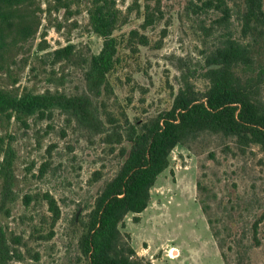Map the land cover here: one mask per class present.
Masks as SVG:
<instances>
[{"label": "rangeland", "instance_id": "obj_1", "mask_svg": "<svg viewBox=\"0 0 264 264\" xmlns=\"http://www.w3.org/2000/svg\"><path fill=\"white\" fill-rule=\"evenodd\" d=\"M115 1L127 22L114 34L118 55L109 74L112 94L98 101L102 129H89L59 109L47 119L34 116L24 124L13 118L0 124V169L4 152L14 154L13 194L1 219L8 254L0 256V264H87L80 244L82 222L124 162L122 147H130L117 144L113 129L171 110L186 80L204 93L208 55L225 39L245 41L240 10L232 3L229 22L220 26V12L198 10L207 0H160L157 22L144 29L146 0ZM69 2V9L59 10L55 0L36 1L32 13L41 23L39 32L23 45L17 65L14 49L9 62L21 90L86 92L80 57L99 54L103 40L89 25L87 4ZM141 37L148 44H141ZM68 45L74 46L76 60L55 63L54 51ZM5 71L0 70L2 86L10 81ZM48 197L58 206L56 221ZM201 200L210 205L222 235L231 233L236 250H226L225 261ZM120 230L138 264H264V152L212 134L178 145L151 190L148 208L129 214Z\"/></svg>", "mask_w": 264, "mask_h": 264}, {"label": "trees", "instance_id": "obj_2", "mask_svg": "<svg viewBox=\"0 0 264 264\" xmlns=\"http://www.w3.org/2000/svg\"><path fill=\"white\" fill-rule=\"evenodd\" d=\"M37 0H0V70L9 83L0 85V124L16 121L26 123L34 116L50 118L54 110H62L73 116L83 126L99 131L98 101L112 94L109 74L115 68L118 55L116 30L127 22L126 15L117 8L115 0H82L88 6L89 25L103 40L99 54L83 58L85 64L86 92L67 95L45 90L38 92L17 87V74L11 71L10 58L14 49V66L23 45L39 32L40 21L33 19ZM202 1V0H199ZM58 9L71 7L69 0H55ZM151 2H155L154 5ZM198 10L214 9L222 14L218 24L226 25L231 17V6L239 8L242 33L245 41L225 39L206 58L205 78L209 87L199 93L186 80L175 96L171 110L160 113L149 121L127 122L113 129L117 144L122 147L124 159L116 176L109 181L97 198L94 208L82 222L80 238L82 254L87 264H138L133 260V249L122 236L120 225L129 214L143 213L151 202V190L158 177L170 166L172 151L203 134H212L234 140L242 149L257 145L264 152V5L263 0H207ZM160 0H146L143 28L158 20ZM133 35H138L134 31ZM141 44L148 41L141 37ZM55 63L76 60L73 45L53 53ZM32 72L38 73L36 67ZM14 74V75H13ZM111 119L110 124H115ZM119 124V122H117ZM120 129V130H119ZM14 154L4 152L0 169L2 182L0 200V256L8 254V243L2 225L6 200L13 194ZM197 187L203 190L202 183ZM55 221L59 210L52 197H48ZM209 228L221 252L227 260V251L234 252L231 233L225 237L213 219L206 200L200 201ZM138 220L137 218L135 219ZM260 221L253 226L254 237ZM237 252V251H236Z\"/></svg>", "mask_w": 264, "mask_h": 264}]
</instances>
